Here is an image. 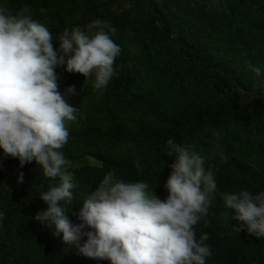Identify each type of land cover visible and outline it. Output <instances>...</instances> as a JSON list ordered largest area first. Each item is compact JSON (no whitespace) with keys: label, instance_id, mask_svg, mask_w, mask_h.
I'll use <instances>...</instances> for the list:
<instances>
[{"label":"trees","instance_id":"trees-1","mask_svg":"<svg viewBox=\"0 0 264 264\" xmlns=\"http://www.w3.org/2000/svg\"><path fill=\"white\" fill-rule=\"evenodd\" d=\"M206 1L0 0V6L13 12L30 6L55 48L65 28L86 29L102 19L117 29L112 38L121 52L104 89L94 88V76L56 69L61 91L76 87L68 102L77 120L67 123L70 137L61 150L76 185L65 205L72 223H80L76 213L107 172L143 181L164 200L174 161L167 141L194 144L206 156L218 144L228 159L217 153L208 161L217 190L196 225L197 239L209 236L206 264H264V238L235 232L241 222L224 206L226 193L264 191V0ZM209 3L215 8L208 10ZM53 183L59 181L44 177L34 162H0V264H111L80 254L34 218L47 209L39 194Z\"/></svg>","mask_w":264,"mask_h":264},{"label":"clouds","instance_id":"clouds-1","mask_svg":"<svg viewBox=\"0 0 264 264\" xmlns=\"http://www.w3.org/2000/svg\"><path fill=\"white\" fill-rule=\"evenodd\" d=\"M116 32L109 22L95 19L86 29L65 28L55 48L52 33L33 19L30 6L15 12L0 6V162L14 158L20 167L34 162L44 177L59 181L39 194L47 209L34 218L88 258L111 264H206L209 236L197 239L196 225L208 216L217 190L214 165L208 161L217 153L221 160L228 159L218 144L206 156L194 144L169 139L166 155L174 161L164 200L154 189L150 192L147 183L126 182L113 170L83 200L76 213L80 223L69 219L65 205L72 204L76 185L61 150L70 137L67 123L77 120L78 109L68 102L76 94L75 85L61 91L56 69L81 74L85 80L94 76V88L104 89L116 75L114 64L121 52L112 38ZM135 166L140 167L139 161ZM224 206L241 222L233 227L235 232L246 229L264 238V191L226 193Z\"/></svg>","mask_w":264,"mask_h":264},{"label":"rangeland","instance_id":"rangeland-1","mask_svg":"<svg viewBox=\"0 0 264 264\" xmlns=\"http://www.w3.org/2000/svg\"><path fill=\"white\" fill-rule=\"evenodd\" d=\"M212 2H214L213 0H211ZM206 2H208V0L206 1ZM209 7L207 8L208 10L209 9H211V8H215L214 6H211L212 4L211 3H209ZM231 211H234V210H231ZM228 220L230 221V222H233V219L232 218H228Z\"/></svg>","mask_w":264,"mask_h":264}]
</instances>
